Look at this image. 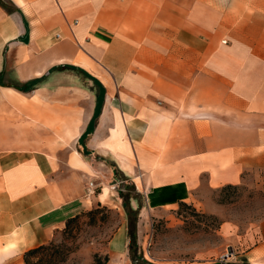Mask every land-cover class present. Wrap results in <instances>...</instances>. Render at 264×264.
Here are the masks:
<instances>
[{"label": "crops", "instance_id": "crops-1", "mask_svg": "<svg viewBox=\"0 0 264 264\" xmlns=\"http://www.w3.org/2000/svg\"><path fill=\"white\" fill-rule=\"evenodd\" d=\"M226 9L0 0V264H22L69 218L119 206L118 174L150 213L185 202L215 214V191L264 175V0H234L230 42ZM221 229L264 264V218Z\"/></svg>", "mask_w": 264, "mask_h": 264}, {"label": "rangeland", "instance_id": "rangeland-1", "mask_svg": "<svg viewBox=\"0 0 264 264\" xmlns=\"http://www.w3.org/2000/svg\"><path fill=\"white\" fill-rule=\"evenodd\" d=\"M227 6L223 11L222 40L234 41V0H213ZM252 13V12H241ZM255 45V44H254ZM64 70L74 71L63 68ZM86 83V82H85ZM117 175V173H115ZM115 177V176H114ZM117 207L95 206L73 219L67 228L58 230L49 249L34 253L22 264H94L95 256L108 255L109 264H133L129 256V236L125 227L128 217L120 192L128 196L129 205L137 202L145 218L137 229V262L144 264H241L247 263L234 246V234L226 237L223 221L234 222L243 231L249 224L264 218V175L261 173L248 184L219 189L213 201L220 206L218 214L187 204L150 213L141 193L129 179L116 177ZM98 178L94 193L99 189ZM113 184V180H109Z\"/></svg>", "mask_w": 264, "mask_h": 264}, {"label": "trees", "instance_id": "trees-1", "mask_svg": "<svg viewBox=\"0 0 264 264\" xmlns=\"http://www.w3.org/2000/svg\"><path fill=\"white\" fill-rule=\"evenodd\" d=\"M234 185H226L224 187H222L221 189H226V188H230V187H233ZM120 198L123 200V207H124V210H125V213L128 217V236H129V239H130V242H129V256H130V259L131 261L133 262V264H142L140 262H137L138 258H136V255H135V252H136V248H137V233H136V230H137V210H133L130 205H129V199H128V196H125L123 193L120 192ZM188 203H185V202H179L178 203V206L179 207H184V206H187ZM77 216L73 217V218H69L67 221H66V224H65V228H67L70 224V222L75 219ZM50 243V242H49ZM51 246V244H43V245H39L37 247H34V248H31L29 250H27L25 253H24V261L27 262V258L28 256L34 254V253H37V252H41V251H45L47 249H49V247ZM109 260V257L108 255H105L104 257H101V256H98L96 255L95 256V259H94V264H106ZM144 261V264L146 263L145 260Z\"/></svg>", "mask_w": 264, "mask_h": 264}, {"label": "built area", "instance_id": "built-area-1", "mask_svg": "<svg viewBox=\"0 0 264 264\" xmlns=\"http://www.w3.org/2000/svg\"><path fill=\"white\" fill-rule=\"evenodd\" d=\"M90 186L92 185L91 183L89 184ZM94 192V190H92V192L91 193H93Z\"/></svg>", "mask_w": 264, "mask_h": 264}, {"label": "water", "instance_id": "water-1", "mask_svg": "<svg viewBox=\"0 0 264 264\" xmlns=\"http://www.w3.org/2000/svg\"><path fill=\"white\" fill-rule=\"evenodd\" d=\"M241 264H247V263H241Z\"/></svg>", "mask_w": 264, "mask_h": 264}]
</instances>
